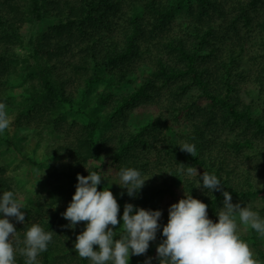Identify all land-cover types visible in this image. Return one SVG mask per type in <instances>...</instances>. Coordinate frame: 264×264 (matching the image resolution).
Here are the masks:
<instances>
[{
    "label": "trees",
    "instance_id": "trees-1",
    "mask_svg": "<svg viewBox=\"0 0 264 264\" xmlns=\"http://www.w3.org/2000/svg\"><path fill=\"white\" fill-rule=\"evenodd\" d=\"M48 21L30 39L22 71L29 85L16 89L25 82L16 80L26 59L17 49L29 27ZM0 102L7 112L20 106L15 125L32 131L37 145L45 131L54 141L45 146L54 167L41 179L45 190L24 196L3 152L5 143L22 151L26 137L0 133V194L16 193L26 213L24 223L11 218L17 238L22 242L33 224L56 232L38 264H90L74 249L86 222L72 229L62 216L77 174H89L85 165L108 180L101 189L120 183L123 167L152 177L138 198L121 188L120 216L133 203L163 210L166 224L168 208L186 192L208 204L218 222L227 190L234 204L264 218V0H0ZM141 113L149 120L131 125V115ZM184 143L195 146L194 156L180 149ZM188 166L199 172L182 174ZM203 172L216 174L223 189L213 195L197 188ZM237 223L264 261L262 236ZM161 239L158 233L130 264L147 257L158 264ZM25 260L17 250L16 264Z\"/></svg>",
    "mask_w": 264,
    "mask_h": 264
},
{
    "label": "clouds",
    "instance_id": "clouds-1",
    "mask_svg": "<svg viewBox=\"0 0 264 264\" xmlns=\"http://www.w3.org/2000/svg\"><path fill=\"white\" fill-rule=\"evenodd\" d=\"M9 126L6 105L0 102V133ZM178 146L182 151L195 155L193 144ZM85 167L89 174H77L76 191L62 216L69 222L66 227L72 229L80 222H86L84 230L77 235L74 249L90 264H130L132 256L147 254L158 233L162 237L156 245L158 264H260L249 244L241 238L237 218L240 224L249 226L262 237L264 218L251 206L234 204L231 192L222 191L223 206L216 212L218 222L209 218L208 204L185 192L183 198L170 205L168 221L162 224L163 210L133 203H125L120 216L121 205L111 186L107 183L100 188L102 182L108 180ZM197 172L198 169L192 166L181 169V173L187 176ZM118 175L120 183L113 184L119 185L133 198H138L146 182L152 178H145L142 171L135 167H123ZM199 179L197 188L207 189L213 195L224 187L214 173H200ZM25 215L24 206L16 193L9 190L0 194V264H16L17 250L26 258L25 264H38L39 254L47 251L53 241L55 231H46L40 224H33L26 230L21 242L11 218L24 223ZM117 225L123 230L118 238ZM152 261V257H147L144 264H152Z\"/></svg>",
    "mask_w": 264,
    "mask_h": 264
},
{
    "label": "rangeland",
    "instance_id": "rangeland-1",
    "mask_svg": "<svg viewBox=\"0 0 264 264\" xmlns=\"http://www.w3.org/2000/svg\"><path fill=\"white\" fill-rule=\"evenodd\" d=\"M51 24V21L48 22H37L33 24L31 27L28 28V26L25 27V30L28 28V35L24 40V46L18 47L17 51L26 59H24L23 62L20 63L19 71L17 75L16 83H21L23 81V85L16 86V89L22 88V87H28L29 80H25V74H23L24 68L29 64L28 59V53L31 50V44L30 39L34 35H36L37 31L44 30L47 28V26ZM27 60V61H26ZM20 106L16 105L13 107L9 112L10 117V126L9 131L13 134L18 131L19 136H25L26 139L24 141V149L22 151L16 150L12 145L5 143L6 149L3 152V157L6 161L7 167H8V175L13 177L15 179L16 183V189L18 192H20L22 195L29 196L30 194H35L37 191H43V187H41V179L45 177L44 172L48 171L50 172L54 167L49 166L48 162H46V152H45V146L47 144L53 143L52 134L49 131H45L43 133V139L42 144L37 145L36 136L32 133L29 129H18L15 125L16 116L18 112L20 111ZM71 115H74V113H71ZM150 116L146 113L141 114H132L129 123L133 126H140L147 122L149 120ZM26 154L28 156H26ZM57 160V159H56ZM35 163V164H34ZM61 167H63V163L61 162ZM118 183L115 181L109 182L108 186H111V189L114 193V195L118 196L122 189L119 185L113 184ZM107 185V184H106ZM105 185V186H106ZM58 207L62 206V204H56ZM258 209H260L262 202L257 201L255 204ZM254 211H258L253 209ZM119 225L116 226V228ZM242 227L244 230L251 229L249 226H245L242 224ZM262 239L263 249H264V237ZM246 242L249 244L253 254L254 258H258V252L255 248L253 242L251 240H246ZM260 264H264V261L258 260Z\"/></svg>",
    "mask_w": 264,
    "mask_h": 264
}]
</instances>
